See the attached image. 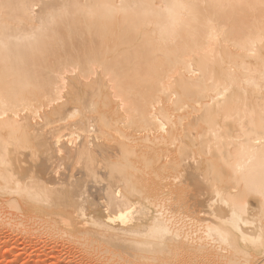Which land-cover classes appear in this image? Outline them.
<instances>
[{"label": "bare ground", "instance_id": "1", "mask_svg": "<svg viewBox=\"0 0 264 264\" xmlns=\"http://www.w3.org/2000/svg\"><path fill=\"white\" fill-rule=\"evenodd\" d=\"M262 204L264 0H0V227L264 264Z\"/></svg>", "mask_w": 264, "mask_h": 264}, {"label": "rangeland", "instance_id": "2", "mask_svg": "<svg viewBox=\"0 0 264 264\" xmlns=\"http://www.w3.org/2000/svg\"><path fill=\"white\" fill-rule=\"evenodd\" d=\"M155 201L157 202L156 199ZM6 210H10L11 212L13 211L10 208L8 209V207H5L4 212H8ZM3 217H5V219H3L4 221L8 219V216L6 215ZM195 222L196 220L193 223ZM26 227L29 228L26 224L23 226L20 224L13 231L6 226L0 227V264H83L79 262L78 258H74L72 255L73 252H70L68 245L65 244L67 242L65 240L68 239L66 233L65 237L62 232H59V236L58 233L55 234L56 236L54 235V237L52 235L44 234L41 231L30 232L29 229H26ZM62 237L65 240L62 239ZM48 250L51 251L49 252ZM124 255L125 254H123V256ZM128 256H124V261L125 258L130 259ZM117 257L114 258L113 262L117 263V259L119 258ZM120 259L121 258H119L118 261ZM123 259H121V261Z\"/></svg>", "mask_w": 264, "mask_h": 264}, {"label": "snow or ice", "instance_id": "3", "mask_svg": "<svg viewBox=\"0 0 264 264\" xmlns=\"http://www.w3.org/2000/svg\"><path fill=\"white\" fill-rule=\"evenodd\" d=\"M259 212H260V215H261V220L264 221V204H262V206L259 208ZM120 219H122V220L124 219V215L123 214L120 217Z\"/></svg>", "mask_w": 264, "mask_h": 264}]
</instances>
